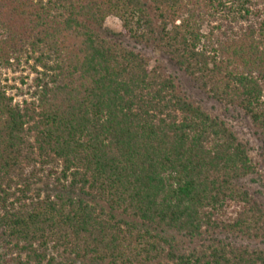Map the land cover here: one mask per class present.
<instances>
[{
    "label": "trees",
    "instance_id": "16d2710c",
    "mask_svg": "<svg viewBox=\"0 0 264 264\" xmlns=\"http://www.w3.org/2000/svg\"><path fill=\"white\" fill-rule=\"evenodd\" d=\"M229 1L0 0V69L35 74L29 100L0 88V264H264L228 236L264 240L248 143L141 51L242 112L264 154V0Z\"/></svg>",
    "mask_w": 264,
    "mask_h": 264
},
{
    "label": "rangeland",
    "instance_id": "374dc122",
    "mask_svg": "<svg viewBox=\"0 0 264 264\" xmlns=\"http://www.w3.org/2000/svg\"><path fill=\"white\" fill-rule=\"evenodd\" d=\"M237 1L238 0L229 1L228 6L237 9ZM105 26L109 31L115 34L121 33L122 31V24L115 17L108 18ZM141 51H143L150 61V69H154L157 66L161 67L162 65V70L178 80L183 92L194 104L202 107L210 115L225 120L234 128L240 141L248 143V152L256 166V174L243 179L240 184L250 192L264 212V154L261 147L262 143L251 128L250 119L240 111L227 110L224 106L212 101L208 95L199 89L198 85L191 78L180 71L168 58L165 59L158 56L150 49L142 48ZM34 77L35 74L32 73L31 68L26 65H23L18 72L0 69V88H4L10 96L15 97L14 99L17 102L24 99L29 100V87L32 85ZM29 171L30 169L28 172ZM46 171L47 169L39 171V178L32 179L35 189H37L42 196L49 193H55V188L60 185L58 176ZM241 213L243 214L244 219L246 218L249 220V224H253V219H250L246 214V211L237 206L231 207L227 210L226 219L232 224L242 218ZM238 230L239 228L235 229L233 233L228 234L230 238L229 242L239 246H247L251 250H264V240L262 237L259 239L254 238V236L248 238L239 233ZM251 233L253 234L254 230H251ZM178 240H182L181 244L185 251L200 249L201 247V242L199 240L194 242L182 238H179Z\"/></svg>",
    "mask_w": 264,
    "mask_h": 264
}]
</instances>
